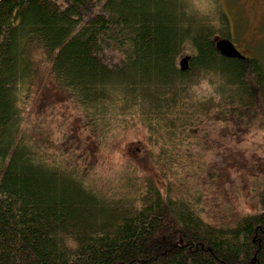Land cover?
I'll use <instances>...</instances> for the list:
<instances>
[{
    "label": "trees",
    "instance_id": "obj_1",
    "mask_svg": "<svg viewBox=\"0 0 264 264\" xmlns=\"http://www.w3.org/2000/svg\"><path fill=\"white\" fill-rule=\"evenodd\" d=\"M233 1L0 0V264H264V194L228 223L205 209L217 143L264 129V59L215 47ZM37 55L79 143L140 138L155 175L131 163L105 191L81 144L57 158L28 138Z\"/></svg>",
    "mask_w": 264,
    "mask_h": 264
},
{
    "label": "rangeland",
    "instance_id": "obj_2",
    "mask_svg": "<svg viewBox=\"0 0 264 264\" xmlns=\"http://www.w3.org/2000/svg\"><path fill=\"white\" fill-rule=\"evenodd\" d=\"M225 6L233 19L235 49L243 57L264 59V0H235ZM191 53L186 48L181 58ZM37 57L39 75H36L35 59L32 62L35 70L29 69V75L32 74V80L41 79V82L30 92L22 111L28 138L43 143L47 154L57 158L62 156L66 146L74 150L81 144V153L93 164L94 182L105 191L114 188L116 178L131 163L155 175L143 154L140 138L130 145L118 140L117 147L110 151L79 143L85 140V134L80 129L77 113L55 90L47 65L40 56ZM221 141L223 144L217 143L215 148L221 170L215 174L216 181L205 204L206 216L212 223H228L241 213L252 212L257 209L258 197L264 194V129H256L252 138L244 136L239 144Z\"/></svg>",
    "mask_w": 264,
    "mask_h": 264
},
{
    "label": "water",
    "instance_id": "obj_3",
    "mask_svg": "<svg viewBox=\"0 0 264 264\" xmlns=\"http://www.w3.org/2000/svg\"><path fill=\"white\" fill-rule=\"evenodd\" d=\"M217 51L230 58H244L241 54L235 49L233 43L227 40H219L215 45ZM190 56H184L179 60V69L180 71H185L188 68V62Z\"/></svg>",
    "mask_w": 264,
    "mask_h": 264
}]
</instances>
